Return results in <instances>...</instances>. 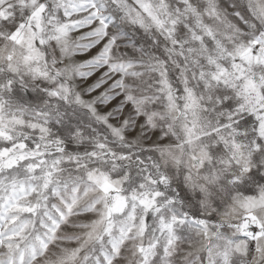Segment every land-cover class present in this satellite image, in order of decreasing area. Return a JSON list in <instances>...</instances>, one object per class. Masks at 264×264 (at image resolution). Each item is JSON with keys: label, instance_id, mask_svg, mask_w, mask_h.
Returning <instances> with one entry per match:
<instances>
[{"label": "snow or ice", "instance_id": "snow-or-ice-1", "mask_svg": "<svg viewBox=\"0 0 264 264\" xmlns=\"http://www.w3.org/2000/svg\"><path fill=\"white\" fill-rule=\"evenodd\" d=\"M0 264H264V0H0Z\"/></svg>", "mask_w": 264, "mask_h": 264}]
</instances>
